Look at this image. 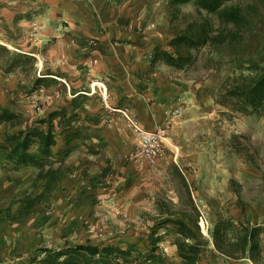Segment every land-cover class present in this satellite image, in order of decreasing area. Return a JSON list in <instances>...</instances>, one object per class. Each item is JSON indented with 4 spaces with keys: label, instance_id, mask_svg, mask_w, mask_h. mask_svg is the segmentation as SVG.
<instances>
[{
    "label": "rangeland",
    "instance_id": "rangeland-1",
    "mask_svg": "<svg viewBox=\"0 0 264 264\" xmlns=\"http://www.w3.org/2000/svg\"><path fill=\"white\" fill-rule=\"evenodd\" d=\"M148 1L153 28L163 34L156 46L175 57L179 50L184 57L175 60L180 67L162 59L152 63L156 46L150 48L153 69L145 80H160L161 91L143 93L145 107L151 112L155 103L162 104L165 118L148 128L128 106L109 109L122 114L132 132L111 151L105 140L115 136L101 133L100 117L90 114L92 100L72 98L65 82L43 78L51 68L40 55H47L53 42L40 45V19L54 0H0V115L3 108L13 112L0 122V207L5 198L11 202L0 208L6 234L1 238L12 245L0 264H40L42 248L76 244L132 245L131 264H145L154 232L170 264H182L176 244L183 240L179 219L193 231L187 242L201 244L202 264H264V114L255 112L242 94V87L264 68V5L261 0L227 1L242 8L243 19L236 25L198 8L196 0ZM205 32H222L227 40L201 43ZM181 35L191 40L170 44ZM98 41L87 40L91 47ZM146 87L142 84V91ZM160 125L167 133L153 152L143 144L141 131ZM50 127L56 144L44 168L61 166L66 176L41 202L20 212L22 198L40 195L46 179L37 166L19 163L8 139L20 130ZM193 174L200 177L192 179ZM202 176L220 180L222 198H207L206 206L199 207ZM234 209L238 216L228 213ZM219 219L262 228L257 263L248 253L232 258L218 252L213 229Z\"/></svg>",
    "mask_w": 264,
    "mask_h": 264
},
{
    "label": "crops",
    "instance_id": "crops-1",
    "mask_svg": "<svg viewBox=\"0 0 264 264\" xmlns=\"http://www.w3.org/2000/svg\"><path fill=\"white\" fill-rule=\"evenodd\" d=\"M149 8L148 0H54L40 19V45L53 42L49 53L40 55L51 68V73L43 78L50 76L65 82L72 98L86 95L92 100L90 114L100 117L101 133L115 136L105 140L111 151L124 141L122 135L132 132L123 125L122 114L109 109L124 110L128 106L139 113L148 128L161 124L165 118L163 105L155 103L151 112L147 111L146 97L143 96V93L149 95L155 89L161 91L160 80H145L153 69L150 48L163 37L161 31L153 28L154 19ZM89 38H97L99 45L89 46ZM142 84L148 86L145 91L141 89ZM252 172L246 171L249 175ZM191 177L200 176L193 174ZM202 178L205 180L200 179L197 184L199 207L206 206L207 198L219 202L222 198L220 180L216 176ZM63 193L61 191L57 196ZM28 197L34 198L23 197L20 212L39 203L29 207ZM10 203L5 198L1 207H10ZM239 212L237 209L228 211L235 216ZM1 228L0 257L3 258L12 245L4 239L6 234Z\"/></svg>",
    "mask_w": 264,
    "mask_h": 264
},
{
    "label": "trees",
    "instance_id": "trees-1",
    "mask_svg": "<svg viewBox=\"0 0 264 264\" xmlns=\"http://www.w3.org/2000/svg\"><path fill=\"white\" fill-rule=\"evenodd\" d=\"M187 1V0H185ZM229 0H196V5L200 9H204L209 13H215L219 19L224 23L239 24L242 19V8L239 6L226 5ZM264 5V0H261ZM231 38L235 39L236 34L230 32ZM227 35L222 32L216 35H210L208 32L204 33L201 43L208 41L223 43L227 39ZM191 40V36L181 35L178 38H173L170 41L171 45L177 44L183 40ZM200 41V40H199ZM21 57H27L20 55ZM184 57L181 51L178 50L177 57L169 52L165 47L156 46L153 51L152 63L158 59H162L170 65L181 66V62H175L177 59L181 61ZM32 61L35 60L32 56L28 57ZM9 71V70H8ZM41 78V77H40ZM242 94L245 95L248 104L257 113L264 114V68L253 76L249 82L242 87ZM9 108L1 110L0 122L7 119L8 114L12 115ZM51 115V125L53 126V117ZM4 118V119H3ZM45 122L42 120V123ZM11 124H14L12 122ZM33 137H36L34 140ZM12 146V153L19 157V163L24 165H33L40 168V177L46 179L44 183V190L36 198L28 197L29 204H36L47 196V194L54 189V183L62 180L66 176V171L62 167L52 169L51 167L45 170L50 157L53 156L52 147L56 144L55 130L50 127L48 130L42 128L35 129L34 131L20 130L17 134L9 137ZM36 144L37 148L30 151V148ZM68 170L67 172H69ZM168 221V220H166ZM180 229L178 233L183 235V240L176 241L178 246V253L182 259V264H202L199 260L201 252V244L199 242H187L194 237L193 231L183 220H176ZM260 226H249L246 224H239L235 226L231 219H219L213 229V242L218 252L224 256L232 258H243L246 254L253 262H258L259 235L261 233ZM151 239V246L148 247V254L145 259V264H170L168 256L159 251L158 236ZM130 245L127 249L119 246L104 245L99 246L95 244H76L65 245L61 249L42 248L41 256L39 259L40 264H131L133 255L131 253Z\"/></svg>",
    "mask_w": 264,
    "mask_h": 264
},
{
    "label": "built area",
    "instance_id": "built-area-1",
    "mask_svg": "<svg viewBox=\"0 0 264 264\" xmlns=\"http://www.w3.org/2000/svg\"><path fill=\"white\" fill-rule=\"evenodd\" d=\"M137 129L139 128L137 127ZM166 133L167 129L160 125L153 131H141V139L145 146H149L153 152H157L159 150L160 144L162 143V138L166 135ZM203 221L204 220L202 218V222Z\"/></svg>",
    "mask_w": 264,
    "mask_h": 264
},
{
    "label": "bare ground",
    "instance_id": "bare-ground-1",
    "mask_svg": "<svg viewBox=\"0 0 264 264\" xmlns=\"http://www.w3.org/2000/svg\"><path fill=\"white\" fill-rule=\"evenodd\" d=\"M201 224H202V225H204V223H203V222H201Z\"/></svg>",
    "mask_w": 264,
    "mask_h": 264
}]
</instances>
